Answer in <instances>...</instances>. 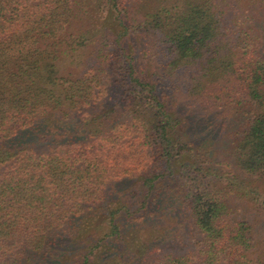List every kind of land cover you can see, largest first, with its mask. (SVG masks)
<instances>
[{
	"label": "trees",
	"instance_id": "trees-1",
	"mask_svg": "<svg viewBox=\"0 0 264 264\" xmlns=\"http://www.w3.org/2000/svg\"><path fill=\"white\" fill-rule=\"evenodd\" d=\"M263 233L264 0H0V264H264Z\"/></svg>",
	"mask_w": 264,
	"mask_h": 264
},
{
	"label": "rangeland",
	"instance_id": "rangeland-1",
	"mask_svg": "<svg viewBox=\"0 0 264 264\" xmlns=\"http://www.w3.org/2000/svg\"><path fill=\"white\" fill-rule=\"evenodd\" d=\"M215 133V132H214ZM208 136H213L212 138H211V140H208L209 141V144H208V146H207V150H209V152H210V155L209 154H203V158H201V160H200V164L198 165V166H200V165H203L204 167L206 166L207 168H209V167H213V165H215V153H213L212 152V150H211V148H210V146H213V150L215 151V140H217V138L216 137H214V135H208ZM222 159V158H221ZM210 164V166L208 167V165ZM214 169H215V167H213ZM219 168V167H218ZM214 175H215V171H214ZM212 181H209V183H208V185H210V184H213V182L215 181V179H212V178H210ZM238 202H240L239 200H236V202L235 203H238ZM162 222H160V224H159V226H162ZM152 227H154V225H151V226H149L148 228H149V230H151L152 229ZM142 232V231H141ZM142 234H144L142 237H144L145 236V231L144 232H142ZM259 234H261V232L259 231ZM264 234V233H263ZM139 240H141V238H139ZM187 241H185V243H186Z\"/></svg>",
	"mask_w": 264,
	"mask_h": 264
}]
</instances>
